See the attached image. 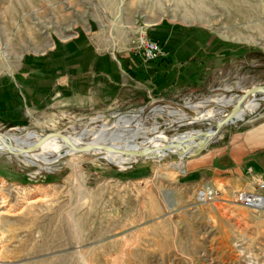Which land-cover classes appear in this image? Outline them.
<instances>
[{
    "label": "rangeland",
    "instance_id": "rangeland-1",
    "mask_svg": "<svg viewBox=\"0 0 264 264\" xmlns=\"http://www.w3.org/2000/svg\"><path fill=\"white\" fill-rule=\"evenodd\" d=\"M154 28L180 37L173 47L200 48L199 58L213 69L183 91L134 107H35L18 89L19 64L28 60L33 69L36 59L46 60L75 37L87 33L107 49L135 51ZM3 72H10L0 79L10 81L20 112L17 120L0 118V136L59 132L88 144L102 130L105 144L111 134L138 146L150 139L165 143L227 115L233 104L218 106L215 99L234 100L264 85V0H0ZM262 96L246 108L257 101L261 107L224 126L208 147L223 146L264 119ZM207 111H213L210 121H195ZM129 116L124 126L119 120ZM65 154L42 153L54 162L34 165L0 152V264H264V207L245 208L232 197L254 193L264 181L251 169L256 184L241 191L219 181L186 183L188 157Z\"/></svg>",
    "mask_w": 264,
    "mask_h": 264
},
{
    "label": "crops",
    "instance_id": "crops-1",
    "mask_svg": "<svg viewBox=\"0 0 264 264\" xmlns=\"http://www.w3.org/2000/svg\"><path fill=\"white\" fill-rule=\"evenodd\" d=\"M171 32L162 28L148 32V38L166 52V58L151 62L142 59L140 50L107 49L102 41L84 33L61 51L58 47L52 50L46 60L36 59L33 69L28 60L19 64L13 72L20 83L18 89L35 107L49 102L46 108L60 102L77 109L134 107L170 97L213 69L199 58L200 48L171 46L172 40L180 38ZM5 75L10 72L0 77ZM4 82L0 79V118L17 120L19 99L10 81ZM184 167L183 178L188 184L204 187L219 181L241 191L253 189L256 180L248 169L264 179V119L235 132L223 146H209L188 158Z\"/></svg>",
    "mask_w": 264,
    "mask_h": 264
},
{
    "label": "water",
    "instance_id": "water-1",
    "mask_svg": "<svg viewBox=\"0 0 264 264\" xmlns=\"http://www.w3.org/2000/svg\"><path fill=\"white\" fill-rule=\"evenodd\" d=\"M253 95H264V85L256 86L251 89H248L243 93L239 99L232 106L227 116L217 121L211 128H207L203 131L193 132V135H187L175 139H169L165 143H163L160 147H150L148 145H143L141 148H126L121 149L119 147H113L111 144H82L75 145L73 144L68 137L60 133H47L43 135L36 142L31 143L25 147H19L15 150L12 148L11 144L5 145L6 152L15 156H23L25 154H33L35 153L46 141L51 138H57L63 141L65 147L71 152L74 153H90L95 151H103L108 153H119L120 155L128 156L141 159H154L161 153L172 152L171 154H175L179 158L185 157H194L202 153L211 141L218 135L220 130L229 124L234 123L236 119V115L240 113L242 110L243 102L250 96ZM5 144V143H4ZM176 152V153H173Z\"/></svg>",
    "mask_w": 264,
    "mask_h": 264
},
{
    "label": "bare ground",
    "instance_id": "bare-ground-1",
    "mask_svg": "<svg viewBox=\"0 0 264 264\" xmlns=\"http://www.w3.org/2000/svg\"><path fill=\"white\" fill-rule=\"evenodd\" d=\"M238 9V8H237ZM247 12V11H246ZM246 12H243L246 13ZM243 16V15H242ZM254 97L253 96H250L248 97L244 102H243V105H242V110L240 111V113L238 115H236V119H240L242 117V115L244 113H247V112H253L255 111L256 109L259 108L260 106V102L257 101V102H253L248 108H246L251 99ZM227 99V98H226ZM239 98L237 99H229V100H225L223 98H217L214 100V104L215 105H218V106H224V105H234L235 102L238 100ZM261 100H264V95L261 97ZM205 105V104H204ZM200 105H196V107H198ZM261 107V106H260ZM159 110V109H158ZM142 111V110H141ZM157 112V111H156ZM213 112V111H212ZM212 112L211 111H207L204 115H201L200 117L196 118L197 120L195 121H198V120H207V121H210V118L212 117ZM173 113V112H171ZM199 113V112H197ZM174 114V113H173ZM219 114V113H218ZM183 115H181L182 117ZM227 115H225L222 119H224ZM130 117V116H129ZM135 117V116H134ZM187 117V116H186ZM131 118V117H130ZM183 118V117H182ZM244 118V117H243ZM222 119H219L217 121H220ZM133 120V118L131 119H127V118H121L119 121L123 123L124 126H127L131 121ZM190 120V119H189ZM181 121V120H180ZM138 122V121H137ZM137 125V124H136ZM214 125V124H213ZM138 126V125H137ZM136 126V127H137ZM109 128V127H108ZM211 128V127H209ZM107 131V130H106ZM55 133H59V132H55ZM106 133V132H105ZM104 133V134H105ZM112 133V132H111ZM136 133V132H135ZM152 133L157 135L158 132L156 131V128H153L152 129ZM62 134V133H60ZM86 134H89L88 132H85L82 136L79 137V140H81L83 138L84 135ZM107 134V133H106ZM64 135V134H63ZM103 135V131L101 130L100 133H96V134H92V136L94 137V140L91 142L93 144H102L104 143L103 142V139H102V136ZM108 135V134H107ZM135 135V134H134ZM66 136V135H65ZM132 136V134H131ZM42 136L36 134V132H30L29 133H26L24 134L23 136H18L17 134L15 133H7L5 135H2L0 136V152H3V150H5V145L6 144H11L12 145V148L15 150L16 148H19V147H25L27 145H30L31 143L33 142H36L37 140H39ZM67 137V136H66ZM91 137V136H90ZM123 137V135H122ZM158 137H161V135L159 134ZM69 138V137H68ZM131 138V137H130ZM163 138V137H161ZM70 139V138H69ZM110 144L113 146V147H119V148H123V149H126V148H141L143 146H138L136 145L135 143H133L131 140H126L123 141L121 138H120V134H111V138H110ZM71 141V139H70ZM121 142L123 141V145H117V144H114V142ZM148 141V143H147ZM144 144L142 145H145L147 144L148 146L150 147H160L163 145L164 142H161V141H154L152 139L150 140H147ZM73 144H75L73 141H71ZM5 143V144H4ZM83 143L80 142V143H76L75 145H82ZM64 149L68 150L67 147H65L63 141H61L60 139H57V138H51L49 139L48 141H46L34 154L30 155V154H25L23 155L22 157L24 159L27 160V162L29 164H37L36 161H40L42 164L44 165H50L52 164L54 161L53 160H49L47 157H44L42 155V153H47V152H57L58 153V158H60L62 156V154H67V152L69 151H64ZM70 153H74V152H71ZM92 153H95V154H99L102 156H105L109 159H114L118 156H123V155H120L119 153H108V152H103V151H95V152H92ZM172 152H168V153H161L159 154L156 158H161L163 156H165L166 154H171ZM173 153H176V152H173ZM49 154V153H48ZM65 154V155H66ZM171 155H175V154H171ZM176 156V155H175ZM135 159L136 161H138L139 159H136V158H133ZM113 165V164H112ZM44 168V167H43ZM4 203V202H2ZM3 207H5V204H2ZM3 213V212H2Z\"/></svg>",
    "mask_w": 264,
    "mask_h": 264
},
{
    "label": "built area",
    "instance_id": "built-area-1",
    "mask_svg": "<svg viewBox=\"0 0 264 264\" xmlns=\"http://www.w3.org/2000/svg\"><path fill=\"white\" fill-rule=\"evenodd\" d=\"M139 50L142 53L144 61L151 62L166 58V52L162 46L149 38H141ZM257 191L237 192L232 195L234 201L245 208L263 209L264 207V181L257 184ZM203 197V194L202 196Z\"/></svg>",
    "mask_w": 264,
    "mask_h": 264
}]
</instances>
